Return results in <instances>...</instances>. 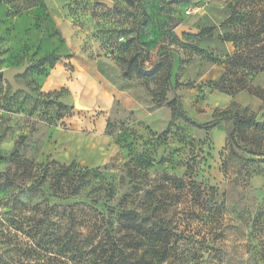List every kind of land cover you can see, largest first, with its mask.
<instances>
[{
    "label": "rangeland",
    "instance_id": "rangeland-1",
    "mask_svg": "<svg viewBox=\"0 0 264 264\" xmlns=\"http://www.w3.org/2000/svg\"><path fill=\"white\" fill-rule=\"evenodd\" d=\"M25 1L0 0V73L29 63L17 81L33 92L13 93L0 79V264L42 262L46 241L86 235L118 202L172 220L186 233L180 242L215 246L187 264H259L264 69L247 78L238 69L256 65L264 48V0H203L193 15L184 13L193 0H40L24 9ZM182 24L196 32L179 36ZM52 54L59 59L39 62ZM133 57L159 74L137 77ZM241 79L244 90L225 89ZM175 99L212 126L173 118ZM243 116L256 125L236 128ZM173 177L184 182L178 194ZM210 194L222 216L206 225L199 215Z\"/></svg>",
    "mask_w": 264,
    "mask_h": 264
},
{
    "label": "trees",
    "instance_id": "trees-1",
    "mask_svg": "<svg viewBox=\"0 0 264 264\" xmlns=\"http://www.w3.org/2000/svg\"><path fill=\"white\" fill-rule=\"evenodd\" d=\"M38 4H40V0H26L23 8L27 9ZM235 19V15L231 14L227 18V22L232 23ZM255 21L256 18H252L251 22ZM259 35L260 32L251 35L236 33L226 36V39L240 42L249 40L250 37L254 40L258 39ZM59 57L52 54L41 58L39 62L59 59ZM132 60L135 74L139 78L152 79L160 72L159 65L151 70H146L135 57ZM251 60H257L256 65L252 62L251 64L245 62L238 69V72H244V78L253 72L264 69V48L256 49ZM1 77H3V73H0V79ZM223 82L227 84L228 81L225 79ZM247 82V80L241 79L236 84L228 83L230 87L226 85L225 89L238 93V90L246 88ZM157 104L161 106L163 99L158 98ZM171 106L173 118L178 112L194 125L212 126V124L200 125L190 119L178 99L172 101ZM254 125H256V120L252 116L239 117L236 121V128L250 130ZM231 139L233 145L238 147L233 137ZM57 167L59 174H67L74 164H59ZM172 184L176 191L175 194H178L177 191L183 188L184 182L181 178L173 177ZM94 203H98L97 200ZM122 204L123 202H118L116 206L109 205L106 210L98 212L86 235H83L82 232L67 230L63 236H58V238L55 236L49 242L46 241L42 246L45 249L39 247L42 252L50 253L40 252L39 254L44 260H40L42 262L38 264H71V262L73 264H187L190 259L199 262L200 258L205 261L206 253H209L210 249H215V246L207 242H193V245L180 242L186 233L177 230V226L173 224L172 220H166L154 211L142 213L137 209L126 208ZM220 216H222L221 207L214 201V195L210 194L204 200L199 217L204 224L213 225L219 221ZM260 256L259 264H264V250Z\"/></svg>",
    "mask_w": 264,
    "mask_h": 264
},
{
    "label": "water",
    "instance_id": "water-1",
    "mask_svg": "<svg viewBox=\"0 0 264 264\" xmlns=\"http://www.w3.org/2000/svg\"><path fill=\"white\" fill-rule=\"evenodd\" d=\"M182 31L195 33L196 30L191 28L190 25L182 24L177 29L176 32L179 36H181ZM29 63H25L22 66H13L10 68H7L3 71V78L9 83V85L12 88V92L15 93L17 91H24L27 94L33 95L32 90L24 84H21L17 81V77L23 75L27 69L29 68ZM79 104L76 102V106Z\"/></svg>",
    "mask_w": 264,
    "mask_h": 264
},
{
    "label": "built area",
    "instance_id": "built-area-1",
    "mask_svg": "<svg viewBox=\"0 0 264 264\" xmlns=\"http://www.w3.org/2000/svg\"><path fill=\"white\" fill-rule=\"evenodd\" d=\"M203 0H193L188 3L185 7L184 13L186 15H193L202 11L204 5L202 4Z\"/></svg>",
    "mask_w": 264,
    "mask_h": 264
},
{
    "label": "crops",
    "instance_id": "crops-1",
    "mask_svg": "<svg viewBox=\"0 0 264 264\" xmlns=\"http://www.w3.org/2000/svg\"><path fill=\"white\" fill-rule=\"evenodd\" d=\"M242 93V92H241Z\"/></svg>",
    "mask_w": 264,
    "mask_h": 264
}]
</instances>
